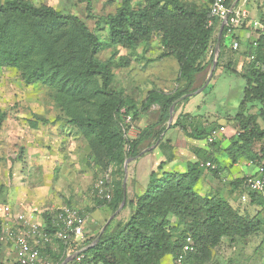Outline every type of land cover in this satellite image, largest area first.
Returning a JSON list of instances; mask_svg holds the SVG:
<instances>
[{"label":"trees","instance_id":"obj_1","mask_svg":"<svg viewBox=\"0 0 264 264\" xmlns=\"http://www.w3.org/2000/svg\"><path fill=\"white\" fill-rule=\"evenodd\" d=\"M232 2L225 0L228 8ZM209 10L210 6L199 8L182 0H121L113 13L98 17V21L107 26L106 40L101 41L79 17L61 13L50 5H35L30 0L0 1V67L17 68L26 84L41 82L52 87L54 99L85 139L95 164L100 169L109 165L115 167L117 178L112 180L111 198L99 202V205L106 203L111 213L122 201L125 159L135 157L145 144L154 143L165 128L163 124L172 102L195 90L194 77L204 69L203 60L217 39L216 23L221 20L213 18L212 25L207 26ZM86 11L91 12L89 0ZM154 34H158L164 44V50L156 59L167 56L176 59L177 81L181 85L169 93L149 91L138 107L121 91L110 89L112 60H101L97 54L113 45L133 50ZM226 34L224 25L219 58ZM250 48L253 58L241 74L245 80L243 98L234 115L238 130L222 150L230 163L246 158L264 170V145L259 152L253 149L255 142L264 140V126L258 121L261 118L264 124V43ZM218 65L219 62L216 67ZM225 66L230 68L229 63ZM187 100L188 96L181 101ZM252 101L259 105L258 110L242 112L243 104ZM153 106L159 109L157 121L141 129L133 139L126 140L124 117L130 115L133 123ZM192 118L190 113H179L170 127H178L186 136L196 139L206 137L214 129L208 132L204 127L192 126ZM206 143L215 152L221 150L216 141ZM194 152L198 160L188 162L185 172L159 174L152 171L147 188L125 202L123 210L127 203L131 206L127 219L110 229L114 217L98 243L83 250L74 263L161 264L165 255H171L176 263L186 237L190 236L193 250L186 253L181 264H204L211 248L217 246L222 237H246L258 231L260 220L240 214L221 196L201 195L194 190L205 169L214 176L220 171L219 165L215 168L205 165L207 161L218 164L210 151L195 149ZM161 167L162 164H158V170ZM244 180L236 178L231 183L237 187L244 184ZM249 193L252 201H260L256 192ZM3 206L0 204V264H5L1 259ZM52 215L50 211L42 213L47 231H54ZM170 217H175L176 222L171 223ZM96 235L80 244L73 242V248L66 253L67 244L72 241L55 238L40 248V252L51 254L54 263L60 264L68 253L89 245ZM54 242L58 253L50 251ZM13 264L29 263L19 259Z\"/></svg>","mask_w":264,"mask_h":264},{"label":"rangeland","instance_id":"obj_2","mask_svg":"<svg viewBox=\"0 0 264 264\" xmlns=\"http://www.w3.org/2000/svg\"><path fill=\"white\" fill-rule=\"evenodd\" d=\"M30 1L35 5L47 4L61 13L79 17L101 41H104L107 37V26L98 21V17L113 13L121 0H89L90 13L86 11L88 0ZM182 1L207 9L212 0ZM262 1L239 0V3L243 2L245 8L254 7L259 10L263 6ZM220 23L221 20L216 23L215 36L218 34ZM215 42L203 60L204 69L194 77L195 90L203 85L205 87L188 96L187 101L178 102L170 122L182 109L189 112L193 119H197L198 125L208 132L212 127L217 129L223 125L227 132L216 134L218 137L215 139L223 142L228 135H233L238 130L234 115L243 98L245 80L241 74L251 59L252 51L251 44L243 42L233 49L232 37H226L222 54L220 58L217 57L219 65L215 67L207 82L215 59ZM259 42L264 43L262 40ZM163 50L164 44L160 36L154 34L148 42L140 43L133 50L113 45L101 50L97 57L101 60H112L113 77L110 89L121 91L139 107L149 91L169 93L181 85V82L177 81L176 59L172 56L156 59ZM226 63L230 64V68L225 66ZM262 67L264 68V61ZM258 107L254 101L245 102L242 112L255 113ZM158 113L159 109L150 108L141 113L136 121H149ZM168 120L169 116L163 125H166ZM258 121L264 126L261 118H258ZM209 134L198 140L207 142ZM131 139L133 138H127ZM263 145L264 140L255 142L254 151L259 152ZM223 161L230 163L225 153ZM243 168H247L242 172V178L245 179L258 172L257 165L246 158L237 164V170L242 171ZM114 172L115 167L112 165L100 169L95 164L85 139L69 122V116L54 99L52 87L41 82L26 84L17 68L0 67V204L9 206V213L3 215L2 220L3 263L13 264L19 259L27 261L25 252L6 233L16 232L25 223L43 221L44 211L54 214L64 206L75 207L86 216L84 234L78 241L96 235L112 214L106 203L99 205V202L109 200L106 198L107 194L111 198L112 180L117 178ZM233 180L234 178L225 180L219 175L214 176L211 171L205 169L194 190L201 195L225 198L240 214L260 220L261 226L258 231L246 237H222L220 243L211 248L210 257L204 264H264V190L256 194L260 201L255 202L251 200V194L244 184L235 187L231 183ZM242 195L247 199L242 200ZM129 211V207L126 211L122 209L115 216L110 229H113L116 223L124 222ZM170 221L175 223L176 218L170 217ZM73 244H67L65 253L73 248ZM50 246L51 252L58 253L56 242ZM34 264L55 263L51 254L40 252ZM161 264L177 263L171 255H165Z\"/></svg>","mask_w":264,"mask_h":264},{"label":"built area","instance_id":"obj_3","mask_svg":"<svg viewBox=\"0 0 264 264\" xmlns=\"http://www.w3.org/2000/svg\"><path fill=\"white\" fill-rule=\"evenodd\" d=\"M228 7L225 4V0H212L209 10V17L207 19V26L212 25L213 18L222 19L224 15L227 13ZM247 20V16L244 13H240L238 11H231L228 14L226 20L227 34L230 37L234 36V32L236 29L241 28L245 21ZM249 27L253 31L255 37L251 42L252 46H257L259 41L262 40L264 42V4L260 9V16L257 18H253L250 20ZM231 47L233 49L238 48L239 41L236 38H232ZM252 59L253 56L251 55ZM156 107V106H154ZM124 112V109H121ZM124 137L127 140L129 138V131L133 128V123H131V116L126 115L124 117ZM225 131V127L223 125L219 126L217 129H213L211 133L207 137V141H213L216 137V134L223 133ZM236 133V132H235ZM205 165L211 168H215V165L211 162H205ZM244 184L248 191L252 192H262L264 190V170L263 167H258V172L255 175L248 176ZM107 199H110V196L106 195ZM242 200H246L247 197L245 195L241 196ZM9 213V206H3V215ZM52 226L54 227V231H47L46 223L43 221L39 223H28L22 225L16 232L9 231L7 232V236L13 238V241L18 245L24 252L26 260L29 264H34L37 261V258L40 254V248L44 247L46 244L52 242L53 239L57 238L62 241H72L76 244H80L82 241H78L82 238L84 234V228L86 224V216L81 214L80 211L71 206H64L58 211H56L52 215L51 219ZM3 234L1 239L3 240ZM193 250L192 239L190 236L186 237V242L182 247L181 253L177 255L176 263L181 264L186 253ZM68 253L67 255H69ZM79 255V254H78ZM74 257L71 261L66 264H75L74 262L80 259L79 256ZM75 259V261H74Z\"/></svg>","mask_w":264,"mask_h":264},{"label":"crops","instance_id":"obj_4","mask_svg":"<svg viewBox=\"0 0 264 264\" xmlns=\"http://www.w3.org/2000/svg\"><path fill=\"white\" fill-rule=\"evenodd\" d=\"M260 9H254V7L245 8L243 2L238 3L237 7L235 8V11L244 13L247 16V20L245 21L244 25L241 28L236 29L234 32L233 37H236L239 43L243 42L251 44L255 35L249 27L250 20L260 16ZM226 37H229V35L226 34ZM152 108L158 109L154 106ZM179 113H184V111H182V109L179 110L176 116ZM158 116L159 113L153 118H151V120H146L143 123H141V121L138 122L140 119L137 121L135 120L132 125V130L128 133L129 137H135L140 132V130L148 126L149 123L152 124L157 121ZM191 121L192 126H201L198 125L197 119L192 118ZM172 122L168 120V123H166L164 130L159 135V138L150 145L145 144L144 147L140 150L144 152H142L139 156L131 159L127 163V177L125 184V195L127 202L134 199L136 195L141 194L147 188L149 175L152 171H156L159 174H161L162 172L173 171L185 172L187 169L188 162H195L198 160L194 152L195 149L210 151L212 153L213 157L217 160L218 164L214 162L211 163L215 166H220V171L218 172L220 178H224L225 180L232 178H241L243 174L242 172L247 170V168H243L242 171L237 170V164L240 162L241 159L235 163L228 164L223 161V153L225 152L222 149H224L228 145L229 138L232 135H228L227 139H225L223 142L217 141L215 139L218 137L219 134L226 133V129L223 133H219L217 137H215L213 140L218 142V147L219 149H221L220 151L215 152L209 148L206 142L203 143L196 138L186 136L185 133L178 127H170V124ZM221 162L223 164H221ZM160 163L162 164V167L160 170H158L157 167ZM205 183H207V181H205ZM128 207L131 208V206L127 203L124 210L126 211Z\"/></svg>","mask_w":264,"mask_h":264},{"label":"water","instance_id":"obj_5","mask_svg":"<svg viewBox=\"0 0 264 264\" xmlns=\"http://www.w3.org/2000/svg\"><path fill=\"white\" fill-rule=\"evenodd\" d=\"M239 0H233V2L231 3V5L229 6L228 8V11L227 13L224 15L221 23H220V26H219V29H218V34H217V39H216V42H215V46H214V53H215V59L213 60V64H212V67H211V70L209 72V75H208V78H207V82L210 80L212 74H213V70L215 69L216 67V64H217V57H218V53L220 51V40H221V34H222V30H223V27L226 23V20H227V17H228V14L233 10L234 6L236 5V3L238 2ZM205 87V85H203L200 89H197L195 90L194 92H190L188 94H184L182 96H180L179 98L175 99L172 104L170 105V109H169V121L172 119V112L174 110V107L175 105L180 102L181 100H183L185 97L187 96H191L193 95L194 93H198L199 91H201L203 88ZM142 152L144 151H140L135 157L139 156ZM135 157H128L125 159L124 163H123V170H124V176H123V179H122V188H123V197H122V201L120 203V205L118 206V208L107 218V220L105 221V223L102 225L101 229L99 230V232L97 233V235L95 236V238L92 240V242L85 246V247H82L80 248L79 250L77 251H74L73 253L67 255L65 257V259L60 263V264H66L67 262L71 261L74 257H76L78 254H80L83 250H85L86 248L88 247H91L95 244L98 243L99 239H100V236L103 234V232L105 231V228L106 226L109 224V222L119 213V211L123 208V206L125 205V202H126V195H125V184H126V177H127V163L135 158Z\"/></svg>","mask_w":264,"mask_h":264}]
</instances>
